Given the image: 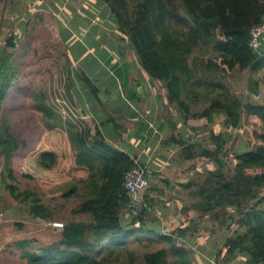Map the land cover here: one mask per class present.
Listing matches in <instances>:
<instances>
[{"label": "trees", "instance_id": "16d2710c", "mask_svg": "<svg viewBox=\"0 0 264 264\" xmlns=\"http://www.w3.org/2000/svg\"><path fill=\"white\" fill-rule=\"evenodd\" d=\"M17 1H7L10 9L17 7ZM91 1L86 11L96 19V24L91 23L93 32L101 36V27L108 28L116 45L105 44L118 46V53H123L121 46H127L141 69L157 81L162 95L181 113L183 121L205 117L211 122L213 115H220L228 134L211 130L208 139L213 146L178 139L176 144H182L180 156L201 158L213 166L205 167L199 173L201 178L183 184L186 188L196 185L188 192L196 201L187 203L184 210L188 206L196 210L203 225L195 228L188 224L165 235L150 225L154 218L146 194L148 189L143 193L145 204L140 213L136 217L127 215L129 196L123 188V176L135 164L141 166L140 163L108 142L98 129L92 130L69 112L66 119L46 101L44 91L35 94L33 108L40 112L48 132L25 157L22 175L33 180H55L62 167L66 168L74 180L61 195L78 196L79 202L71 213L83 218L63 223L58 240L38 253L25 252L27 263L110 264L118 262L124 254L131 263L134 256L128 248V238L140 239L145 234L151 241L159 238L165 246L143 253L144 264H197V249L200 260L202 249L212 257V264H264V104L257 99L241 103L224 92L222 83L230 71L248 70L257 74L264 69V34L258 50L248 44L250 27L264 23V0ZM4 2L0 0V5L6 6ZM0 25H4L3 19ZM16 37L9 34L0 44V156L10 176V159L19 145L1 111L5 94L16 78L10 52L17 45ZM89 46L97 43L92 40ZM91 81L82 72L78 76L80 85L96 93ZM261 81L264 85V75L253 82L250 90L253 98L260 93L264 100V90H258ZM191 97L209 99L208 104L199 112H191L186 103ZM237 135L242 137L238 148L230 152L233 165L229 168L224 160L228 154L227 140ZM167 144L165 139L160 146ZM7 186L17 199L16 188L9 183ZM22 193L26 197L33 195L29 212L34 217L51 218L47 207L37 204L41 198L35 192ZM234 224L237 227L232 229ZM201 230L208 234L220 232L216 251L208 252L201 244L193 250L192 236H199Z\"/></svg>", "mask_w": 264, "mask_h": 264}, {"label": "crops", "instance_id": "0c3cea01", "mask_svg": "<svg viewBox=\"0 0 264 264\" xmlns=\"http://www.w3.org/2000/svg\"><path fill=\"white\" fill-rule=\"evenodd\" d=\"M77 1L73 0L71 4H68L64 0H18L15 9H10L8 2L6 6L0 5V19L4 20L3 28L11 30L10 34L26 32L29 18L33 14L38 17L39 12L42 11L52 15L64 9L65 12L62 14L66 18H70L71 14L75 13L85 21V24L78 23L76 28L71 27V30H68L67 43L72 41V44L57 48L55 56L52 57L56 59L57 64L49 70H46L44 65L38 64L44 59L46 46H16L10 50L12 66L16 69L15 73L21 70V76L19 79L15 78L16 81H13V85L6 92L2 109L8 94L16 88L19 81L27 87L30 80L43 83L50 72L54 78H56L55 73L60 77L63 72L64 94L60 93L56 98L61 103L63 111L71 113L77 121L86 122L92 130L98 129L108 142L125 150L144 167L150 186L146 194L148 200L151 201L150 210L154 218L150 221V225L154 231L167 235L173 229L188 226V224L198 227L200 220L197 219V211L192 210L190 206L187 212L183 211L187 203L190 205V202L194 201L192 197H189L188 192L196 185L186 188L183 184L190 179L196 180L202 177L197 176V173L202 172L200 168L196 167L193 172V166L189 165L195 160L198 161L199 158L185 159L180 156L178 150L182 144L176 143L182 138L188 143L207 142L208 146H213L208 139L211 132L207 138H204V130L218 132L219 116L213 115L211 122H208L205 117L188 118L183 121L181 113H178L173 104L162 95L157 81L141 69L127 46H121L123 53H118V46L105 44L112 42L116 45V40L110 37L108 28L101 27L99 24L102 28L101 36L91 30L88 20H91L90 23L94 20L86 11L87 4H82L79 13L75 5L72 6L73 9L71 8L73 2ZM79 25L82 26L80 29ZM77 33L78 35H75ZM84 33L86 38L90 35L91 41L95 40L97 46H89L88 42L85 43L86 46H74V41L78 42ZM77 36L81 37L76 38ZM103 37L107 39L106 42ZM52 47L55 49L56 46ZM107 55L110 59H107ZM17 58L20 60L19 65H16ZM81 72L92 80L96 93L78 83V76ZM73 75L76 77L75 81ZM34 96L35 94L33 98ZM21 97L25 96L19 92L16 98ZM208 100L191 97L186 100V103L191 112H199L208 104ZM248 100L255 101L253 98ZM203 102L204 104H201ZM10 106L11 103H8V107ZM174 138L176 141L173 140ZM165 139L167 146H160L161 141ZM207 165L213 166L212 163H207ZM125 213L124 211V215ZM215 233L217 238L220 232L215 231ZM208 235L207 231L201 230L199 236L195 238L192 236V240L195 241V245L192 246L198 248V244L203 245ZM180 236L181 234L178 235L179 238ZM155 240L159 238L156 237ZM213 245L215 243L209 240L203 246L206 251L211 252L217 250L215 247L210 250ZM197 250L195 251L196 258H198L196 255L200 254ZM200 250L205 260L201 258L200 264H212V257L204 250Z\"/></svg>", "mask_w": 264, "mask_h": 264}, {"label": "rangeland", "instance_id": "374dc122", "mask_svg": "<svg viewBox=\"0 0 264 264\" xmlns=\"http://www.w3.org/2000/svg\"><path fill=\"white\" fill-rule=\"evenodd\" d=\"M64 1L65 3L71 4L73 0ZM84 3L90 6L92 2L78 0L76 3L73 2L71 8L73 9L72 6L75 5L79 13ZM62 12H65L64 9H60L59 12H55L52 15L50 13H44V11L39 12L38 17L33 14L28 20L29 24L26 32H14L17 34L15 38L16 46H46L44 59L38 62L39 65H44L46 70H49L57 64L56 59L52 58L55 56L57 48L71 46L72 41L69 44L67 43L68 30H71V27L76 28L78 23L81 25L85 24V21L78 14H71L70 18H66ZM93 20L92 24H96L94 17ZM89 24L91 26V23ZM81 25L78 26L79 29L82 27ZM2 27L0 25V44H2L3 38L11 33V30H8V28L3 29ZM90 28L92 30V27ZM87 31H90V29H87ZM108 32L110 33V37H112L111 32ZM75 35H78V33ZM80 37L77 36L76 38ZM90 41L91 36L89 35L86 38L84 33L78 42L74 41V46H86L85 43H89ZM52 46H56L55 49ZM17 59L16 65H19L20 60L19 58ZM15 74L17 76L16 78L19 79L21 70L19 69ZM263 75L264 69L257 74L250 73L248 70L230 71L222 79V83L225 86L224 92L234 99H238L241 103H246L248 99L253 98L251 97L253 92L250 90L254 85L253 82L258 79L260 80ZM55 77L59 78V80L55 81L53 74L50 72L43 83L30 80L27 87L19 81L16 88L10 91L3 104L4 108L1 111V117L3 116L6 119L9 132L15 136L19 146L10 159L12 176L7 174L3 166V159L0 156V264H28L27 257L23 256L25 252L38 253L41 248L47 247L49 244L58 240L60 229L54 228L52 225L53 222L65 223L70 220L83 218L82 215H74L71 213V210L79 202L78 196L75 193L69 197L61 195L62 192L71 187V183L74 180L66 168L62 167L58 178L55 180L47 178L33 180L22 175L25 157L36 147L44 133L48 132V128L44 124L40 112L32 108L33 95L44 91L46 101L54 109L56 108L60 111L66 119L69 118L66 114L68 111H63L60 105L61 103L56 99L58 94H64L63 72H61L60 77L55 73ZM73 78L75 81L76 77L74 75ZM260 83L261 86L258 90L263 92L264 85L262 81ZM46 86L49 88L45 89ZM19 92L23 93L25 97L16 98ZM217 92H221V89H218ZM8 103H11L10 107H8ZM201 104H204V102ZM218 116L220 120L219 130L222 133L228 134V131H226L227 127L222 125L223 116ZM203 119L205 120V118ZM204 132V138H207L210 131L204 130ZM240 132L244 137H247V134L242 129ZM242 135L231 136L227 140L228 154L224 157V160L229 168L233 165L232 154L230 152L232 148H238V140ZM199 138L201 137L199 136ZM203 162H205L204 159H199L189 165L193 166L192 170L195 172L196 167L204 170L208 166ZM197 176L199 177V173H197ZM7 183L16 188L14 193L19 195L17 199L7 186ZM29 191L35 192L33 194L41 198L37 204H43L47 207L51 213L50 219L44 220L39 217H34L29 212L30 205L34 201L32 199L33 195L27 194L26 197L22 193ZM183 211L187 212L188 209H183ZM236 227L234 224L232 229ZM216 236L217 234L215 232L209 233L203 245H206L209 240L216 243ZM141 237L140 239L134 237L128 238V248L133 252L134 256L131 263H129L127 255L124 254L118 262L110 264H144L142 259L143 253L154 251L157 248L165 246L160 240H149L150 236L147 237L145 234H142ZM107 242L108 240L103 242L102 246H105ZM214 247L215 245L211 246L210 250ZM193 248L195 249L196 247ZM168 257L170 259L173 258L171 255H168ZM195 262L198 264L201 263L199 256L198 258L195 257Z\"/></svg>", "mask_w": 264, "mask_h": 264}, {"label": "built area", "instance_id": "2783aa9c", "mask_svg": "<svg viewBox=\"0 0 264 264\" xmlns=\"http://www.w3.org/2000/svg\"><path fill=\"white\" fill-rule=\"evenodd\" d=\"M264 34V23L256 24L250 27L249 30V46L258 50L260 46V38ZM255 99L264 104V100L260 93L255 95ZM149 181L145 175V169L142 166L135 164L127 170L123 176V188L129 196V204L127 208L128 217H136L144 207L143 193L149 188ZM56 229H62L63 223L53 222Z\"/></svg>", "mask_w": 264, "mask_h": 264}]
</instances>
